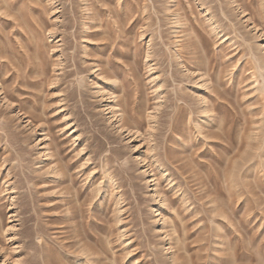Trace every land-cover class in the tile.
Masks as SVG:
<instances>
[{"label":"rangeland","instance_id":"374dc122","mask_svg":"<svg viewBox=\"0 0 264 264\" xmlns=\"http://www.w3.org/2000/svg\"><path fill=\"white\" fill-rule=\"evenodd\" d=\"M0 264H264V0H0Z\"/></svg>","mask_w":264,"mask_h":264}]
</instances>
